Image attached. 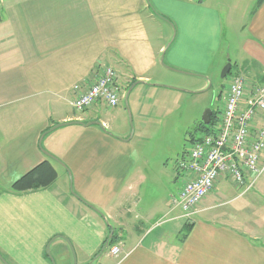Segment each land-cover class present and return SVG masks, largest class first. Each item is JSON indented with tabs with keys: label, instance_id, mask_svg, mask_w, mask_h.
I'll use <instances>...</instances> for the list:
<instances>
[{
	"label": "crops",
	"instance_id": "crops-1",
	"mask_svg": "<svg viewBox=\"0 0 264 264\" xmlns=\"http://www.w3.org/2000/svg\"><path fill=\"white\" fill-rule=\"evenodd\" d=\"M212 1L0 0V256L7 264H51L47 244L54 264H264V209L257 215L250 205L264 193L263 172L246 191L220 176L188 220L170 204L178 178L163 163L170 150L148 156L144 142L112 125L132 84L127 100L144 126L167 110L166 66L208 74L219 64L221 13ZM164 18L175 27L170 42ZM245 28L243 73L249 87L264 85V1ZM104 65L124 85L117 106L107 116L100 102L73 110V86L90 85ZM95 120L101 124L85 125ZM70 121L80 123L41 137ZM43 160L55 181L7 189ZM243 196L233 213L211 212ZM108 240L119 245L117 255Z\"/></svg>",
	"mask_w": 264,
	"mask_h": 264
},
{
	"label": "built area",
	"instance_id": "built-area-1",
	"mask_svg": "<svg viewBox=\"0 0 264 264\" xmlns=\"http://www.w3.org/2000/svg\"><path fill=\"white\" fill-rule=\"evenodd\" d=\"M73 93L68 103L82 112L98 102L114 108L121 88L115 70L104 65L94 82L86 87L75 84ZM223 100L220 116L206 124L208 130L199 132L174 163L175 174L188 177L177 194L170 196V204L179 207L189 220L220 176L246 191L264 171V162L260 164L264 153V85L249 87L241 70L231 71ZM259 117L262 122L256 125ZM119 251L118 244L109 247L110 254Z\"/></svg>",
	"mask_w": 264,
	"mask_h": 264
},
{
	"label": "rangeland",
	"instance_id": "rangeland-1",
	"mask_svg": "<svg viewBox=\"0 0 264 264\" xmlns=\"http://www.w3.org/2000/svg\"><path fill=\"white\" fill-rule=\"evenodd\" d=\"M256 1L257 0H213L211 2L221 13V45L219 53L217 54L219 64L215 63L211 65L208 74L186 71L177 66H168L170 68L166 69V82L160 83L164 86L162 88L165 90L161 99L166 105L165 108H167L165 113L163 111L161 112L164 113L162 114L163 116L156 113L152 120L145 123L144 126H140L133 117V112L128 100L127 105L124 102V98L119 103L123 111L120 115L112 119L113 128L127 132L129 137H133L134 141L139 139L144 142V144L147 145L144 147L146 151L145 154L148 156L152 157L158 155L159 157V155H164L170 150L169 156H166L163 163H165L169 169H172L173 174L175 172V161L181 156V153L188 150L190 146L189 132H194L197 135L199 134V132L194 131V128L195 125L201 121L203 112L210 108L220 116L230 75L227 73L224 78H221L222 68L227 62H230V71L239 69L245 72L243 64L245 55L242 49L246 36L245 26L250 20ZM214 2H217V4ZM164 19L171 25L170 42L174 39L175 27L171 21L166 18ZM165 28V30H167V25ZM169 42L166 45H168ZM118 83L123 91V83L120 80ZM104 110L106 116L111 112L109 107H105ZM187 177L188 175L186 174H180L177 179L173 178L171 181L172 195L177 194ZM263 177L264 171L261 175V178ZM230 186L231 185L228 184L227 187L231 188ZM233 188H236V186H233ZM240 190H243V187H240ZM239 191L235 190V193L231 192V194H236ZM246 196L241 197V199H233L211 212L215 214L223 213L224 211L233 213V211H235L234 208L241 203V200L243 202L246 200ZM260 198L259 204L254 203V201L250 203L252 209L257 210V215L258 211H263L264 209V193ZM261 216L262 215L259 214L258 217L261 218ZM191 218L193 219L194 215Z\"/></svg>",
	"mask_w": 264,
	"mask_h": 264
},
{
	"label": "trees",
	"instance_id": "trees-1",
	"mask_svg": "<svg viewBox=\"0 0 264 264\" xmlns=\"http://www.w3.org/2000/svg\"><path fill=\"white\" fill-rule=\"evenodd\" d=\"M264 0H257L255 6L252 10V13L259 7V5ZM231 72V71H229ZM217 113L212 111L210 121H215L217 119ZM208 125H205L200 121L197 125H195V130L197 132H204L208 130ZM197 134L194 132H189L190 141L196 138ZM57 178V171L52 166L49 160H43L15 178L7 187V189L14 193H22L27 191H33L41 188H45L50 185ZM191 223L187 222V229L190 227ZM188 230H184L180 236V239L183 240L186 237ZM112 241L108 240V244L111 246ZM104 244L102 250H104ZM98 254V252H97Z\"/></svg>",
	"mask_w": 264,
	"mask_h": 264
},
{
	"label": "water",
	"instance_id": "water-1",
	"mask_svg": "<svg viewBox=\"0 0 264 264\" xmlns=\"http://www.w3.org/2000/svg\"><path fill=\"white\" fill-rule=\"evenodd\" d=\"M161 63H162L163 65H165V64L163 63L162 59H161ZM165 66H166V65H165ZM166 67H167V68H170V67H168V66H166ZM230 68H231V63H230V62H227V63L225 64V66L222 68V71H221V78H224V77H225V75L230 71ZM133 86H134V84L131 85V87L128 89V91H127L126 94L124 95V102H125L126 105H127V96H128V93H129L130 89H131ZM211 114H212V109H210V108L206 109V110L203 112L202 117H201V121H202L203 124H208V123L210 122ZM73 123H80V122L70 121V122H66V123H64V122L56 123V124L52 125L49 129H47L46 131H44V132L42 133L41 137L44 135V133L49 132V131H51V130L57 128V127H60V126L65 125V124H73ZM93 123H94V124H98V125L101 124L98 120H95V121L87 122V123H85V125L93 124ZM44 152H45V154H47L50 158H52V159L58 161L55 157H53V156H52L51 154H49L48 152H46V151H44ZM105 246H107V244H106ZM45 251H46V254H47V256L49 257V259H50V261H51V264H54V262H53V260H52V258H51V256H50V254H49V244H47ZM0 259L3 261V263L7 264V263L5 262V260H4L1 256H0Z\"/></svg>",
	"mask_w": 264,
	"mask_h": 264
}]
</instances>
